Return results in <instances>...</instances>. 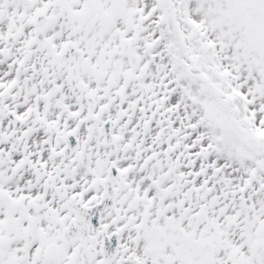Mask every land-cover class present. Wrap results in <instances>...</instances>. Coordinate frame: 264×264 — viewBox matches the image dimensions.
Returning <instances> with one entry per match:
<instances>
[{"label":"snow or ice","instance_id":"obj_1","mask_svg":"<svg viewBox=\"0 0 264 264\" xmlns=\"http://www.w3.org/2000/svg\"><path fill=\"white\" fill-rule=\"evenodd\" d=\"M0 264H264V0H0Z\"/></svg>","mask_w":264,"mask_h":264}]
</instances>
